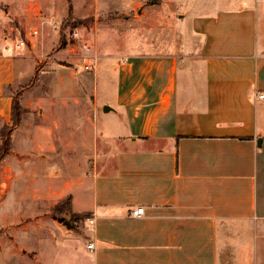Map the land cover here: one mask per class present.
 <instances>
[{"label": "crops", "instance_id": "obj_1", "mask_svg": "<svg viewBox=\"0 0 264 264\" xmlns=\"http://www.w3.org/2000/svg\"><path fill=\"white\" fill-rule=\"evenodd\" d=\"M158 2L185 43L102 45L84 73L62 63L64 50L42 67L31 44L4 55L37 17L27 0H0V146L18 93L26 110L0 168V218L9 227L32 215L14 234H30L39 258L264 264V0ZM115 3L121 13L139 5ZM68 198L71 214L95 224L57 238L60 251L52 210Z\"/></svg>", "mask_w": 264, "mask_h": 264}, {"label": "rangeland", "instance_id": "obj_2", "mask_svg": "<svg viewBox=\"0 0 264 264\" xmlns=\"http://www.w3.org/2000/svg\"><path fill=\"white\" fill-rule=\"evenodd\" d=\"M116 1L27 0L25 6L30 8L33 4L37 17L36 20L32 21V31L34 29L41 30V36L34 45L37 51L36 57L41 63L40 66L42 67L53 60V57L60 50H64L62 52V55H65L63 56V58L65 57L64 60H62L65 61L62 62L63 64L67 66V61H76L77 65L82 64L84 66L90 63V57L95 55L98 57L102 45L125 44L127 40H131L136 44L141 43L139 45L149 43L155 51L163 49V52L169 50L171 46H179L181 43H185L186 39L184 38V41L180 36L184 28L180 24V19L176 17L174 12H170L171 10L161 8L158 0H137L139 5L128 13L116 11L115 8L118 6ZM2 6L7 7L5 4ZM198 6V3L193 2L191 10H200ZM51 23H57L58 29L55 30ZM17 26L24 31L19 21H17ZM118 29L121 33H125L129 29L133 34L130 37H127L126 34L118 37L116 34ZM50 35L54 36V40L48 38L49 45H47L44 39ZM87 45L90 46L89 49H87ZM114 62L117 65L120 61L115 60ZM81 69L82 72H87L83 67ZM13 207L17 206L14 205ZM54 209L52 215L61 225L60 231L63 233L62 235H54L56 247L63 251L66 244L58 242L57 238L64 236V240L66 238L69 240L70 236L73 239L82 236L86 227L85 218L76 223L71 222L69 225L67 221H70L71 213L69 211L55 213ZM11 214L16 213H3V216L13 217ZM62 219L65 222H61ZM4 222L5 220L0 218V264H89L78 255L76 257L68 256V250L61 252L59 258L55 260L47 257L39 258V249H37V245L31 242L30 234L23 237L21 235L17 237L14 234L18 229H25L33 225L35 219L31 214L23 220L10 218L8 222H11V225L9 227ZM8 231H11L13 235L9 234ZM51 234H54L52 229ZM45 248L47 250V246Z\"/></svg>", "mask_w": 264, "mask_h": 264}, {"label": "trees", "instance_id": "obj_3", "mask_svg": "<svg viewBox=\"0 0 264 264\" xmlns=\"http://www.w3.org/2000/svg\"><path fill=\"white\" fill-rule=\"evenodd\" d=\"M25 113L26 110L23 109V107L21 106L20 93H18L13 100L11 124L5 126L1 130L2 144L0 146V168L2 162L12 151V139H11L12 132L16 127H18L22 123L23 116L25 115ZM70 209H71V198H68L59 205H57L54 209V212L63 213L65 211L68 212ZM85 217L87 216L71 214L70 221H67V223L71 225V222L76 223L77 221L82 220ZM61 222H65V220L62 219Z\"/></svg>", "mask_w": 264, "mask_h": 264}, {"label": "built area", "instance_id": "obj_4", "mask_svg": "<svg viewBox=\"0 0 264 264\" xmlns=\"http://www.w3.org/2000/svg\"><path fill=\"white\" fill-rule=\"evenodd\" d=\"M52 27L57 30L58 24L57 23H51ZM41 36V30L40 29H34L31 33L28 39H20L15 41L14 43L7 45L4 47V55H14L18 52H21L23 49L27 48L29 44L35 45V42H37L38 38ZM87 49L90 48L89 45L86 46ZM45 59V58H44ZM98 57L95 55L94 57H90V63L83 66L84 70L87 72L94 71L97 65ZM259 99L264 100V93L259 94ZM144 213V208L135 209L132 211L133 217H140ZM85 225L93 226L95 224V218L94 217H85L84 219ZM89 228V227H88ZM89 249H94L93 244L88 245Z\"/></svg>", "mask_w": 264, "mask_h": 264}]
</instances>
